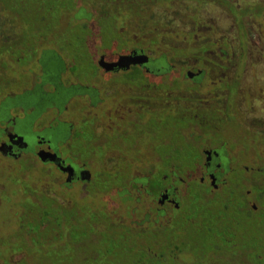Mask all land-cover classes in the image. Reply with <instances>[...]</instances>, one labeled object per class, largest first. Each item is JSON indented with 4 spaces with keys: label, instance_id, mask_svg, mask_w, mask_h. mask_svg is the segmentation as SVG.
<instances>
[{
    "label": "flooded vegetation",
    "instance_id": "af4514ba",
    "mask_svg": "<svg viewBox=\"0 0 264 264\" xmlns=\"http://www.w3.org/2000/svg\"><path fill=\"white\" fill-rule=\"evenodd\" d=\"M168 1L172 5L179 1L185 8L194 2ZM223 1L233 6L240 17L231 13ZM159 2L161 0H148L141 5V11L148 17L151 13L155 25L165 20L162 33H177L176 17L165 12ZM205 3H211L215 13H211L209 4L190 28L181 29L186 34L184 42L204 49L192 56L179 57L171 53L156 56L154 46L164 42L150 36L151 31L136 33L131 26L132 19L124 22L125 35L115 42L130 44L129 47L122 45L120 51L102 46L100 37L84 38V46L79 47L72 29L69 37L64 33L59 37L52 31L35 49L22 46L19 52L0 51V162L3 160L11 169L12 161L28 154L36 156L49 172H54L51 185L56 189L53 192L55 205L69 211L61 218L55 215L51 218L53 244L44 253L65 252L63 255L71 264L69 252L75 250V243L69 238L74 230L85 227L88 217L83 218L79 213L85 206L91 213L90 233L98 232L99 237H104L100 242L107 252L118 250L124 258L132 252L141 253L127 263L119 260L115 264H264V158L258 160L249 152L248 163H241V148L237 144L231 147L225 141L236 140L245 130H255L260 138L264 136L262 92L260 96H252L251 109L243 102L235 104L232 100V93L235 97L242 93L240 83H243L244 73L238 71L236 55L242 53L240 46L242 48L244 43L243 53L250 55H246L245 63H249L251 57L248 51L252 42L245 16L250 13L248 9L252 4L249 0H206ZM260 3L264 6V0H259ZM156 5L163 11H156ZM76 10L79 14L82 8ZM76 10L54 16V30L58 31L65 13H71L73 18ZM217 12L225 17L227 25L221 23L223 19H218ZM40 13L44 14L42 10ZM44 15L51 20L50 15ZM78 18L85 16L81 14ZM255 41L263 44V36ZM73 43L77 46L72 47ZM205 44L211 49L204 47ZM137 53L143 54L146 61L128 67L105 65L116 61L119 54ZM210 59L218 60L219 66L213 65ZM118 76L144 79L143 88L131 92L130 102H124L116 89L121 83ZM234 82H237L235 88L231 84ZM154 99L159 100L164 109L175 110L179 122L188 120L185 124L179 123L177 134L189 145L193 143L200 155L193 163L183 165L163 162L150 165L148 159L146 166L138 158L128 169V178H124L123 170L118 167L115 176L120 179L103 181L105 172L112 168L107 163V153L124 151V143H121L122 148L116 149L111 145L107 147V140L110 144L124 140L121 139L122 127L123 137L129 142L130 126L140 129L150 124V102ZM90 117L94 125L88 142L81 138L77 123L89 121ZM232 119L240 124L242 132L238 136L225 132V125ZM215 135L219 137L214 139ZM160 144L165 146V139L160 140ZM83 146L87 148L82 149ZM259 150L264 152V148ZM49 152H55L57 157L40 155ZM81 152L90 154L87 153L85 160L78 159ZM95 152H103L99 158L101 168L93 164ZM116 159L112 160V165L118 163V156ZM97 177L99 180L95 181ZM104 183L110 189H101ZM6 185L0 184V208L5 201L13 202L19 206L16 211L19 220L34 215L27 214L24 200L19 203L20 190L17 195L9 193L8 200H4L1 190L5 193ZM97 193L103 196L99 200L91 199ZM83 201L86 204L82 205ZM119 208H126L128 213L124 216L115 212ZM98 211L104 214H96ZM66 219L69 220L68 239L61 242L55 221ZM19 226V231L26 233L22 222ZM20 232L13 243H8L9 250L15 247L14 252L7 257L0 256L2 264H21L29 260L26 243L21 244L20 236L24 235ZM66 242L68 247L64 245ZM172 251L180 252L181 259L173 255L168 260L163 255ZM40 254L39 264L46 261L43 251Z\"/></svg>",
    "mask_w": 264,
    "mask_h": 264
},
{
    "label": "rangeland",
    "instance_id": "374dc122",
    "mask_svg": "<svg viewBox=\"0 0 264 264\" xmlns=\"http://www.w3.org/2000/svg\"><path fill=\"white\" fill-rule=\"evenodd\" d=\"M95 1H97L99 5L101 6H108V7L114 6L112 4L114 0H106V1L105 0H95ZM115 1H118L115 3L119 5L120 9L122 10L129 9L128 8V4L130 5L129 0H115ZM249 1H251L252 8L250 10L248 9L250 13H247V15L245 16V24H246L247 30L249 31V36L252 42V45L250 46V51H248L250 52L251 57L248 59L250 60L249 63L248 62L245 63L246 55L248 56V54L244 55L243 53L244 50L246 49V46H245L246 44L244 43L242 45V48L240 46V49H242V53L240 54L237 53L236 55V59L238 58V60L236 61L237 63L236 66L238 65V69H239L238 71L240 73L241 72L244 73L243 83H240V92L242 93L241 95L239 96L237 95L236 97H235V93H232V97H233L232 100H234L235 104H238L239 102H243V105L247 106L248 109H251L249 107L251 106L253 102L252 96L255 97V95L257 94L260 96L262 92L261 97L264 101V50L262 49V47H264V43L258 45L255 41L257 38H260L262 36L264 39V6L262 3L259 4V0H249ZM257 1H258V4H255L257 5L256 7L257 9H255L253 8L255 7L254 2H257ZM205 2L206 0H194L192 4H189L187 8H185L183 4L180 5L179 1L177 2L175 1V4L174 3L173 4L176 6H174L171 3H169L168 0H165V1L161 0V2H159L161 3L159 6L160 7L164 6L163 8H165L164 9L165 12H169L170 15L173 16L174 18L176 17L175 30L177 31V33L169 34V31L166 33L164 32L162 33L161 31V30H165L166 22L164 19L158 22L160 23L159 25H155L156 22L153 21V19L151 18L152 14L150 13L151 16L148 14L149 15L148 17L146 13H143L141 11L142 8H141L140 1L132 0L131 4H134L133 7L135 9L129 12L130 18L134 15L132 17L131 26H133L134 31L136 33L138 32V34L151 31L150 36L156 37L157 40H161L164 42V43L157 44L154 46L155 51L153 54H155L156 56L162 55L163 53H171L173 56H179V57L192 56L193 53L202 52L204 49L200 48V46L198 47L196 44L190 45L184 42L183 37H185L186 34L182 32L181 29H184V30L188 29L192 26V22L197 21L198 19L197 17L199 16L200 11L203 8H205V6H208L209 4H211V3L207 4ZM157 6L158 5L155 6V9L157 8ZM211 6L212 4L209 5V10L213 14L215 12H213V6L212 7ZM224 6H226L231 11V13H233L234 15L236 16L240 15L239 12L235 11L234 10L235 8L231 5H228L227 2H224ZM163 8H157L156 11L157 10L163 11ZM135 14L138 17L137 20L133 19L136 16ZM217 14H218L217 17L219 16L218 19L220 20L222 18L221 14H219V12H217ZM161 15H164L163 12ZM71 16H72L71 13L70 14L65 13L62 18L63 24H65L70 19ZM171 20L173 21L174 19L172 18ZM2 22H3L2 17H0V27H1ZM122 22L123 20L118 21L117 23L121 24ZM222 22L224 23V25H227L225 17L221 21V23ZM234 32H235L234 34L236 35L237 33L236 27H234ZM142 40L144 41V39ZM237 44H238L237 41H235L234 45L236 47H238ZM122 45H125V44L123 43H121V45L116 44L115 46H113L114 50L120 51L121 50L120 46ZM125 46L129 47L130 44H126ZM206 46L209 49H211L209 44H205L204 47ZM124 49L125 47H123V50ZM237 49L238 48H236V52H238ZM203 57L205 56L202 55V58ZM210 61L212 62L213 65H216V67L219 66L218 62H216L218 60L214 61L210 59ZM118 81L121 83H118V86L116 89L118 90L120 95H122L123 101L128 102L132 95L131 92H134L136 90L140 91L141 88H143L144 79L143 77L142 78L140 77V78H136L132 80V78L127 79L126 76L125 77L118 76ZM231 84L233 88H235L237 82H234ZM122 89L124 90V92L122 91ZM172 89L173 90L177 89V86L174 85ZM150 106H151L150 107L151 109L150 110L151 111L150 124L143 125V127H141L140 129L137 128L136 126H134L132 129V126H130L128 130L129 131V142H127L125 138L123 137L125 136V134L123 132L122 127L120 129V132L122 135L121 139H124L125 141L118 140L116 142H113V144H110V141L107 140V147L111 145L113 148H116V149L122 148L123 146L121 145V143H124L123 152L120 150L119 152L107 153V157H117V154H118V159H119L118 167H120L123 170L124 176L126 175L131 164L135 162L138 158H140V160H143L147 166L148 159H150V165L155 164V163L158 164L159 163L157 162V159H159L158 155L160 154L162 155L163 152H175V149H177L180 152H189V153L196 154L197 156L200 155L199 149L197 147H194L193 143L189 145L188 141L184 139H180L179 135L177 134V131H178L177 127L179 126V123L183 122L185 124V122H188L187 119H184L182 120V122H179L177 118V114L175 113L176 111L175 110L169 111L166 108L164 109V107L161 106V103L159 100H156V99L152 100L150 102ZM157 121H161L162 124L157 123ZM92 122H93V118L90 117L89 121L85 120L82 123L79 122L80 124L77 123L79 133L81 134V136H83L81 137L83 138V140L88 141V139L91 138L92 131H93L92 126L94 125ZM261 122H263L262 118H261ZM44 124H46V122ZM101 127H103L104 129V125H101ZM225 129H226L225 131L226 134L232 135V136H238L239 133L242 132L239 122L235 119L230 120V122L225 125ZM243 133L245 134L239 135V137H237L236 140L234 141H231L230 139H225V141L229 144V146L234 147L237 144L241 148V155H242V157H240L241 163L242 161L245 162L246 164L248 163L246 159H249V158L246 157V155L249 152H252L250 156H253V157L256 156L258 160L260 158L261 159L264 158V152H260L261 150H259V149L264 148V136L260 138L258 136V133L255 130L251 132L245 130ZM30 137L31 136H28V138ZM218 137H219L218 135H215L214 139H217ZM163 139H165L166 145L162 147L161 144L159 145V142L160 140H163ZM94 142L96 143V141ZM128 143L132 144L133 147L129 146ZM75 144H79V143L76 142ZM85 148H87V146L82 147V149H85ZM87 153L90 154V152H81L80 157H78V159L85 160L88 156ZM94 154H95V157H94L93 164L95 163V166L97 168H101V166H99V158H101V155H103V152H95ZM204 156L205 155L203 154V159H204ZM73 159H77V157L76 158L73 157ZM20 164L22 165V167H20L19 169H17L16 167H14V169L13 167H11V169H8L7 166L3 164V160L2 162H0V184L1 183L7 184L5 188L6 192L4 193L3 190H1V195L3 196L4 200H8L9 193L12 192L10 190L13 187L12 182L14 180H18L21 177L20 169L25 167V161H21ZM143 170H145V167L143 168ZM145 173H147V171H145ZM134 174H137V172L134 171ZM36 177H38V179L35 182L34 178ZM42 179H46L48 183L51 185L52 183L51 176L44 175L43 173H41V170H40L39 174H38V171L33 172V175L31 173L29 174V176H27L26 179H23L22 182L18 185V189H20L21 192L23 193V191L26 188L31 187L32 183H37L38 188L40 189L41 185L38 182L41 181ZM105 180L107 179L104 178L103 181ZM55 187L59 188L58 185H55ZM101 187H102L101 189L106 190L108 185L104 183V185H102ZM68 195L71 196L70 194ZM102 196L103 194L97 193L96 196L92 197L91 199L95 198L99 200V198H101ZM84 204H86L85 201H83L82 205ZM0 209H1L0 210V213H1L0 214V256L7 257L8 254L11 255V253L14 252L15 247H13L12 250H9L8 242L10 240L11 235L12 237L13 236L15 237L16 235L19 234L20 232L19 225H20V222H22L24 228L26 229V233H29L28 235L23 236L25 238V243H26L25 252L29 255V260L26 259L21 264H39L37 260L41 259V254H40L41 249L43 252H45L53 244V239H50L52 236L50 234H54V233H51V231L53 232L52 230L53 229V225H52L53 216H51L50 214L46 215L45 213L41 212L42 215H40L39 218L36 217V215L27 216V217L24 216V220H21V219L19 220L18 219L19 215H17V212H16L19 209L18 204H15L13 202L9 203L8 201H5V203L1 205ZM107 211H112V210L108 209ZM115 212H121L124 214V216L128 213L126 208L124 209L119 208ZM79 213L81 214L83 218L88 217V219L85 223V227H82L84 231V232L81 231L82 236H78L80 241L77 243V245H75V250H71L69 252L70 257H71V259L69 260V263L71 264H115V262L119 260L127 263L129 259H133L134 257L141 255V253L132 252L128 254V258H124L125 256H123L122 253L118 250H115L114 252H107L104 246L102 245V243L100 242V237H99L98 232L93 234L96 236L95 239H92L91 236H89L90 237L89 239L87 238L89 234H92L90 233L92 227L90 226V217H89V214L91 213L85 208V206L83 207V210L80 209ZM96 214H104V213L103 211H98L96 212ZM102 218H105V217L102 215ZM43 221L48 222V224L38 229V227H40ZM20 233L21 235H24V232H20ZM69 240L71 241L72 238L70 237ZM64 245L68 247V244H64ZM92 255L94 256L93 258H91ZM163 255H165V257L168 260L169 259L171 260L173 255L177 259H181V256H182L180 252L176 253V251L165 253ZM0 264L2 263L0 262Z\"/></svg>",
    "mask_w": 264,
    "mask_h": 264
},
{
    "label": "trees",
    "instance_id": "16d2710c",
    "mask_svg": "<svg viewBox=\"0 0 264 264\" xmlns=\"http://www.w3.org/2000/svg\"><path fill=\"white\" fill-rule=\"evenodd\" d=\"M131 1L132 0H129V9L122 10L120 9L119 5L115 3L118 1L115 0L112 3L114 6L109 7L101 6L95 0H0V17H2L3 21L0 27V51H6L8 49H11L12 51L19 52L22 46H25V49H35L41 43V39L49 37L52 31L57 32L56 35H58L59 37L63 36V33L65 36L69 37L72 36V34H69L71 32V29L74 31L75 38L78 37V42L76 43L79 44V47L84 46V40L86 38L94 39L96 37L99 39L100 37V39L102 40V46L112 48L116 45L115 42L119 41L117 38L123 37L125 35L126 25L124 22L129 21L134 16L133 15L130 18L129 14L130 11L134 10V8L131 7L134 4H131ZM139 1L141 5H144L148 2V0ZM80 8H82V10H85L86 13L80 10L78 14V11L76 9ZM40 10H42L44 14H46V16L50 15L51 20L49 19V17L46 18L44 14L43 16L40 13ZM66 10L72 12L76 10L75 16L73 18L71 17L65 24H62V22H60L58 31H55V26L53 25L54 21H52L53 17H57V15L61 16V14ZM81 14L85 16L84 19L78 18ZM8 16H11V18L9 19ZM134 19H138L137 15L134 17ZM86 20L90 21L89 24L88 22H86ZM121 20H123V22L121 24H118L117 22ZM40 21L42 23H40ZM64 26L65 28H63ZM121 28L124 29L122 30L123 32L120 31ZM93 43L94 42L91 41V46H94ZM71 46L75 47L77 45L73 43L71 44ZM195 157L198 158L196 154L189 152H178V150L175 149V152H163L162 155H158L159 159H157V162H163L166 165H183L193 163V160L195 161ZM116 158L117 157H107V163L109 166L111 165L110 167L112 168L105 172L107 179L105 181L118 180V178H116L115 176V172L117 171V169H119L118 163L112 165V160L116 161ZM21 161H25V167L20 169L21 177L18 180H14L12 182L13 187L10 189L12 191L10 192L11 196L18 194L20 190L18 189V185L22 182L23 179H26L29 174L32 173L33 175V172L38 171L39 174V171L41 170V173L46 176H54V172H49L48 168L46 166H43L36 156L29 154L21 159H16L12 161V163H15L12 166L13 169L14 167H16L17 169L22 167V165L20 164ZM129 175L130 174L125 175L124 178H128ZM37 179L38 177L34 178L35 182ZM97 180H99V177L95 179V181ZM38 183H40L41 185L40 189L38 188L37 183H32L30 188H26L23 193L20 190L19 194L17 195L21 197L19 203H22V201L24 200V207L27 214L29 213L40 216L42 215L41 212H43L46 215H55L59 218L62 217V214H67V212H69L67 211V208L61 205H55L54 203V199H56L53 196V192L56 191V189H54V186L50 185L46 179H42ZM107 189L110 188L108 187ZM114 189L115 187L112 190ZM68 221L69 220L67 219L55 221V223L59 226L58 228L60 233L59 235L61 237V242L68 239ZM46 224H48V222L43 221V223H41L38 229L42 228ZM81 231L83 232L82 229H76L73 231L74 233L71 234V238L73 239L75 245H77V243L80 241L78 236H82ZM28 234L29 233L24 232V236ZM18 235H16L15 237H12L11 235L9 242L13 243V239L17 238ZM89 235L87 237L88 239L90 238ZM20 237L22 238L21 244L23 245V243L25 242V238L23 236ZM91 237L92 239H95L96 236L92 234ZM102 240H104V237H100V241ZM65 244L68 243L66 242ZM63 254H65V252H59L58 254L43 252V256L46 261L44 260V262L41 264H54L55 262H57L58 264H68L67 258ZM56 255H58V257H56ZM55 257L58 259H55Z\"/></svg>",
    "mask_w": 264,
    "mask_h": 264
},
{
    "label": "water",
    "instance_id": "95a60500",
    "mask_svg": "<svg viewBox=\"0 0 264 264\" xmlns=\"http://www.w3.org/2000/svg\"><path fill=\"white\" fill-rule=\"evenodd\" d=\"M139 56L141 58H139ZM146 59L143 58V54L141 53H137V55H133V54H119L117 57V60L114 61L113 63H106L105 65H107V67H115V66H119V67H128L131 64H137V63H143L145 62ZM40 155L44 158L45 155L47 157H51V158H56L57 155L55 152H49L46 154L40 153Z\"/></svg>",
    "mask_w": 264,
    "mask_h": 264
}]
</instances>
